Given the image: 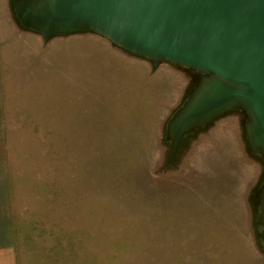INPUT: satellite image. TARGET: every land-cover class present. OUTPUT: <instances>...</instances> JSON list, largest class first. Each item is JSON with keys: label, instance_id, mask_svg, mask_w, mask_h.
Instances as JSON below:
<instances>
[{"label": "rangeland", "instance_id": "obj_1", "mask_svg": "<svg viewBox=\"0 0 264 264\" xmlns=\"http://www.w3.org/2000/svg\"><path fill=\"white\" fill-rule=\"evenodd\" d=\"M0 4V251L12 264H264V166L242 112L185 136L165 169L166 123L202 75L90 33L44 41Z\"/></svg>", "mask_w": 264, "mask_h": 264}, {"label": "water", "instance_id": "obj_2", "mask_svg": "<svg viewBox=\"0 0 264 264\" xmlns=\"http://www.w3.org/2000/svg\"><path fill=\"white\" fill-rule=\"evenodd\" d=\"M9 2L17 26L44 41L90 33L153 66L166 62L202 75L166 123L163 168L175 167L185 136L229 111L245 115L248 149L264 166V0ZM256 195L264 251V177Z\"/></svg>", "mask_w": 264, "mask_h": 264}, {"label": "crops", "instance_id": "obj_3", "mask_svg": "<svg viewBox=\"0 0 264 264\" xmlns=\"http://www.w3.org/2000/svg\"><path fill=\"white\" fill-rule=\"evenodd\" d=\"M2 8V9H1ZM0 13H7L6 10H4L2 4H0ZM9 13V12H8ZM6 248H3L0 251V264H12V261L9 257V255L7 256V254H9L6 250Z\"/></svg>", "mask_w": 264, "mask_h": 264}, {"label": "flooded vegetation", "instance_id": "obj_4", "mask_svg": "<svg viewBox=\"0 0 264 264\" xmlns=\"http://www.w3.org/2000/svg\"><path fill=\"white\" fill-rule=\"evenodd\" d=\"M165 137V136H164Z\"/></svg>", "mask_w": 264, "mask_h": 264}]
</instances>
